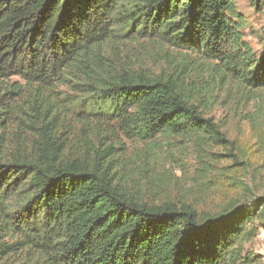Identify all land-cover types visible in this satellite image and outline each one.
Returning a JSON list of instances; mask_svg holds the SVG:
<instances>
[{
  "label": "trees",
  "instance_id": "1",
  "mask_svg": "<svg viewBox=\"0 0 264 264\" xmlns=\"http://www.w3.org/2000/svg\"><path fill=\"white\" fill-rule=\"evenodd\" d=\"M236 12L235 0H0V210L18 196L22 212L16 230L0 216V264L12 253L25 264H257L245 243L264 197L217 213L150 201L116 157L123 138L189 134L248 166L197 102L219 79L249 92L244 119L253 154L264 151V55ZM147 45L180 58L155 71L137 55ZM27 215L45 224L26 226ZM60 236L53 256L47 241Z\"/></svg>",
  "mask_w": 264,
  "mask_h": 264
},
{
  "label": "rangeland",
  "instance_id": "2",
  "mask_svg": "<svg viewBox=\"0 0 264 264\" xmlns=\"http://www.w3.org/2000/svg\"><path fill=\"white\" fill-rule=\"evenodd\" d=\"M235 4L238 16L228 15L233 26L254 53L263 56L264 10L252 0H235ZM145 48L137 55L145 58L155 71L170 69L180 58L181 51L173 47L147 45ZM209 85L207 91L202 87L198 92L197 102L208 116L215 118L226 136L236 140V149L232 153L239 157L238 162H247L248 166L235 163L229 149L213 146L211 141L198 135L160 133L151 141L123 138L116 155L118 168L120 174L124 173L128 187L137 189L141 197L150 201L189 202L199 212L211 213L250 208L256 199L264 197V151L253 154L259 148L258 137L244 119L253 106L247 98L249 92L237 84L228 86L227 80L219 79ZM259 94L264 96V92ZM19 201L18 196L8 197L4 204L9 211L0 210L1 218L9 220L13 230H16L13 221L22 216L21 210L16 209ZM23 218L26 226L45 224L44 217L27 215ZM250 228L256 235L245 243V249L258 257L257 264H264V210ZM62 240L60 236L47 241L53 256L58 254L56 243ZM22 254H10L5 257L4 264H25L28 256ZM34 260L35 256L30 263Z\"/></svg>",
  "mask_w": 264,
  "mask_h": 264
}]
</instances>
